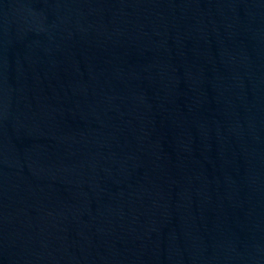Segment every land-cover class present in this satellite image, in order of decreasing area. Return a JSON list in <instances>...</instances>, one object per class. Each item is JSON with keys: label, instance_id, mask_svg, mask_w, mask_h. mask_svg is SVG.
Instances as JSON below:
<instances>
[{"label": "water", "instance_id": "95a60500", "mask_svg": "<svg viewBox=\"0 0 264 264\" xmlns=\"http://www.w3.org/2000/svg\"><path fill=\"white\" fill-rule=\"evenodd\" d=\"M0 264H264V0H0Z\"/></svg>", "mask_w": 264, "mask_h": 264}]
</instances>
